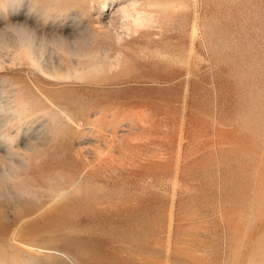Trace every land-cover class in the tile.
<instances>
[{"label":"rangeland","instance_id":"374dc122","mask_svg":"<svg viewBox=\"0 0 264 264\" xmlns=\"http://www.w3.org/2000/svg\"><path fill=\"white\" fill-rule=\"evenodd\" d=\"M0 264H264V0H0Z\"/></svg>","mask_w":264,"mask_h":264},{"label":"bare ground","instance_id":"6f19581e","mask_svg":"<svg viewBox=\"0 0 264 264\" xmlns=\"http://www.w3.org/2000/svg\"><path fill=\"white\" fill-rule=\"evenodd\" d=\"M54 253H58L57 251H54Z\"/></svg>","mask_w":264,"mask_h":264}]
</instances>
